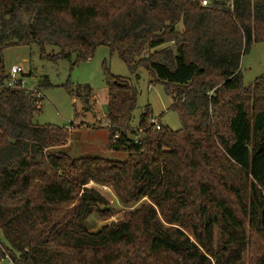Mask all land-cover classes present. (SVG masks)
<instances>
[{"label": "trees", "instance_id": "trees-1", "mask_svg": "<svg viewBox=\"0 0 264 264\" xmlns=\"http://www.w3.org/2000/svg\"><path fill=\"white\" fill-rule=\"evenodd\" d=\"M208 2L0 0V264H264V75L246 86L241 71L264 0ZM32 45L75 65L110 48L173 87L181 129L147 110L131 130L138 92L106 68L108 146L128 159L61 152L74 124H36L43 99L7 86L4 50ZM90 183L148 203L91 232L109 201Z\"/></svg>", "mask_w": 264, "mask_h": 264}, {"label": "rangeland", "instance_id": "rangeland-1", "mask_svg": "<svg viewBox=\"0 0 264 264\" xmlns=\"http://www.w3.org/2000/svg\"><path fill=\"white\" fill-rule=\"evenodd\" d=\"M182 30V25L178 27ZM49 55H56L59 49L47 47ZM4 66L7 73L14 66L21 67L23 86L27 90H36L42 95V111L35 118L41 126L53 125L69 128L70 140L66 148L60 150L72 158L99 156L110 161H125L124 152L111 151L108 146L109 128L107 123L109 111V89L106 82L107 68L114 76L130 81L138 92L136 109L130 123L131 130L139 127L141 116L149 110L164 126L174 131L181 129L177 112L171 110L172 86L157 82L151 72L140 68L132 74L128 66L108 47H99L88 61L75 65L77 56L71 61L53 62L41 56L37 45L16 46L4 50ZM241 71L246 86L264 75V44L254 43L249 52L242 57ZM86 88L91 89V96L86 99ZM109 201V216L102 219L97 211L89 218L88 228L91 232L99 231L104 225L123 220L125 213L132 211L143 203L124 205L111 187L90 183ZM10 261V260H9ZM8 260L1 264H10Z\"/></svg>", "mask_w": 264, "mask_h": 264}, {"label": "built area", "instance_id": "built-area-1", "mask_svg": "<svg viewBox=\"0 0 264 264\" xmlns=\"http://www.w3.org/2000/svg\"><path fill=\"white\" fill-rule=\"evenodd\" d=\"M192 2H200L203 7H208L209 2L208 0H192ZM23 74V69L18 66H14L11 71L8 73L9 76V82L7 84L8 87H15L16 82L18 80V75ZM24 87V86H23ZM30 93H32L34 96H36L38 99H42V95L40 92L36 90H29ZM150 124L153 125L157 130H160V121L157 118H151ZM139 133H142V130H139ZM139 136L136 137V141L139 140ZM11 264V262H10Z\"/></svg>", "mask_w": 264, "mask_h": 264}]
</instances>
